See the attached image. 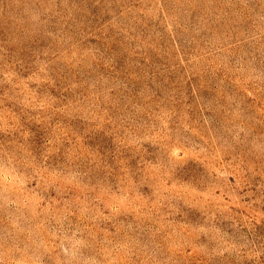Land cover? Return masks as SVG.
<instances>
[{"label":"rangeland","instance_id":"obj_1","mask_svg":"<svg viewBox=\"0 0 264 264\" xmlns=\"http://www.w3.org/2000/svg\"><path fill=\"white\" fill-rule=\"evenodd\" d=\"M0 264H264V0H0Z\"/></svg>","mask_w":264,"mask_h":264}]
</instances>
